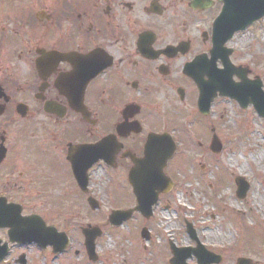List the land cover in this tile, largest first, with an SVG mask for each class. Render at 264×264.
Segmentation results:
<instances>
[{
  "label": "flooded vegetation",
  "instance_id": "obj_1",
  "mask_svg": "<svg viewBox=\"0 0 264 264\" xmlns=\"http://www.w3.org/2000/svg\"><path fill=\"white\" fill-rule=\"evenodd\" d=\"M227 1L11 0L18 11L0 27L2 206L65 232L74 211L116 209L121 193L131 195L122 208L136 203V160L152 142L181 143L201 99L213 98L212 114L227 101L263 119L252 96L246 108L234 97L264 94V15L231 32L240 21L220 19ZM10 231L0 228L2 264H28L39 245Z\"/></svg>",
  "mask_w": 264,
  "mask_h": 264
},
{
  "label": "rangeland",
  "instance_id": "obj_2",
  "mask_svg": "<svg viewBox=\"0 0 264 264\" xmlns=\"http://www.w3.org/2000/svg\"><path fill=\"white\" fill-rule=\"evenodd\" d=\"M18 7L17 2L0 0V27L4 14ZM212 129L224 145L220 154L209 148ZM179 135L180 148L168 165L177 187L161 197L152 218L136 212L123 225L114 226L109 205L102 211H74V225L60 228L71 239V254L56 259L51 248H36L28 254V264H87L75 253L86 252L83 228L93 227L102 230L96 241L100 255L96 264H170V242L195 248L187 222L207 249L223 256L220 264H238L241 257L264 264V120L222 101L208 119L188 118ZM238 176L250 183L244 199L236 195ZM119 195L118 207L131 201L129 193ZM108 200L116 203L112 195L106 196ZM144 227L150 231V241L142 237ZM213 234L218 238L208 239Z\"/></svg>",
  "mask_w": 264,
  "mask_h": 264
},
{
  "label": "water",
  "instance_id": "obj_3",
  "mask_svg": "<svg viewBox=\"0 0 264 264\" xmlns=\"http://www.w3.org/2000/svg\"><path fill=\"white\" fill-rule=\"evenodd\" d=\"M264 14V0H228V5L225 10L224 18H235L239 21L245 20L249 22ZM241 15V16H238ZM243 27H234L237 30ZM235 98L242 104H246L249 100V95L237 92ZM256 100L257 108L262 116H264V96L260 95L253 97ZM212 98H208L206 104L200 101L201 112L207 115L210 111V102ZM174 143L168 142L161 148L159 156L150 158L140 162L137 169L132 176V183L134 185L135 194L138 198V207L135 210H140L147 218L153 213V205L157 203L159 194L162 191H169L172 187V182L164 175V168L169 159L172 158L175 151ZM223 145L217 136H214L211 149L215 153L222 151ZM239 198H244L249 190V184L242 178H237ZM0 203V227L11 228V240L17 242L31 243L38 242L42 247L52 245L56 252L63 251L68 245V238L64 234H59L56 229L48 228L43 223L42 226L35 225L29 219L22 217L15 218L12 216L11 208L2 206ZM134 210L130 211H116L111 217L110 221L114 225H121L124 221L129 220L133 216ZM188 232L193 239L198 240L197 233L191 224L188 225ZM86 237V246L91 258L95 259L96 239L102 234L99 228L84 229ZM143 236L150 238L147 229L143 230ZM197 249L174 248V258L172 264H186V259L194 252L198 257L199 264L221 263L222 256L209 252L198 241ZM8 253L6 245H1L0 240V262L4 260ZM239 264H252L251 260L240 258Z\"/></svg>",
  "mask_w": 264,
  "mask_h": 264
},
{
  "label": "bare ground",
  "instance_id": "obj_4",
  "mask_svg": "<svg viewBox=\"0 0 264 264\" xmlns=\"http://www.w3.org/2000/svg\"><path fill=\"white\" fill-rule=\"evenodd\" d=\"M182 201V200H181ZM218 236L216 234H213L212 236H209L208 239H217Z\"/></svg>",
  "mask_w": 264,
  "mask_h": 264
}]
</instances>
